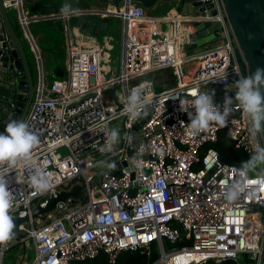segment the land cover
Returning a JSON list of instances; mask_svg holds the SVG:
<instances>
[{
  "label": "built area",
  "instance_id": "obj_1",
  "mask_svg": "<svg viewBox=\"0 0 264 264\" xmlns=\"http://www.w3.org/2000/svg\"><path fill=\"white\" fill-rule=\"evenodd\" d=\"M189 2L202 9L152 14L129 0L118 11L108 6L70 10L122 18L120 71L104 77L101 47L68 39L66 76L48 84L29 24L67 18L69 12L29 14L23 0H3L15 8L36 62L35 91L23 122L38 143L26 159L0 162V176L11 192L9 214L29 216L17 225L21 237L0 242V264L8 248L28 240L33 249L28 264H76L100 254L114 263L123 251L149 255L153 250L157 256L147 264H264V169L242 176L241 165L223 161L212 145L223 134L250 157L255 147H264V133L253 131L238 106L226 125L211 122L195 131L180 107L183 100L194 111L195 97L211 93L213 85L228 86L229 94V86L251 72L236 52L224 0ZM192 20L218 21L222 31L216 30L212 45L183 54ZM162 69L172 70L173 82L160 78L163 87L157 89L156 78L148 74ZM114 82L122 85L121 97L114 91L116 99L107 91ZM134 90L144 101L137 115L127 108ZM214 102L224 100L214 93ZM112 130L118 133L115 141ZM36 172L47 178V190L32 186ZM76 183L84 184V192L58 202L44 218L31 217L33 206H45L48 197ZM237 183L243 191L229 199Z\"/></svg>",
  "mask_w": 264,
  "mask_h": 264
},
{
  "label": "water",
  "instance_id": "obj_2",
  "mask_svg": "<svg viewBox=\"0 0 264 264\" xmlns=\"http://www.w3.org/2000/svg\"><path fill=\"white\" fill-rule=\"evenodd\" d=\"M123 1L128 2L129 0H95L103 7H113L117 11ZM131 1L138 2L146 8L153 7L159 1H172L179 5L180 12L183 13L193 11L194 14H197L202 9V7L197 6L192 8L190 0ZM23 3L29 4L33 13L39 15L55 12V10H60L65 5L74 8H84L89 5L84 3L83 0H23ZM197 3L195 2V4ZM224 5L238 49L245 58L252 74L257 67H264V0H224ZM209 6L210 4L207 5V7ZM9 10V7L4 6L3 0H0V132H4L5 126L10 120H24L34 95L36 78L31 62V52L28 49L26 40L16 27V15H10ZM92 14L88 16L87 13L83 12L73 18L76 14L69 12V15L72 16L71 23L75 24L81 31L89 32L102 40H107L109 36H116L117 60L114 76H117L121 67L120 52L123 20L119 15L113 16L109 13L106 15ZM191 23L194 30L192 32L186 30L185 34L188 40L186 45L188 51L195 50L205 42H215L218 39L216 30L217 32L222 31V26L218 21L192 20ZM220 34L222 35V33ZM170 73L172 76L173 72ZM148 75L152 76L153 73L149 72ZM116 86L117 83L114 82L112 86L107 88L114 99H116L114 94ZM140 115L141 113L138 116ZM134 127L138 128L139 124L136 122ZM84 190V184L78 183L73 184L68 190L61 189L56 195L47 198L45 206H33L31 217L40 216L44 218L48 212L55 208L58 202L65 201L69 197L75 198ZM28 219L29 216H13L15 226L12 236H22L17 225ZM21 246L24 253L26 244L22 242Z\"/></svg>",
  "mask_w": 264,
  "mask_h": 264
},
{
  "label": "clouds",
  "instance_id": "obj_3",
  "mask_svg": "<svg viewBox=\"0 0 264 264\" xmlns=\"http://www.w3.org/2000/svg\"><path fill=\"white\" fill-rule=\"evenodd\" d=\"M69 5H65L61 11L68 13ZM229 90H234V97L226 95L223 104L214 102V92H200L193 100L189 111L181 100V110L188 113L190 128L195 131L206 129L211 122L224 126L228 117L238 106L246 114L255 133H264V67H257L255 72L248 76H239ZM144 101L139 91H133L129 95L128 110L138 114ZM118 136L116 130H112L110 140L115 141ZM38 143L37 136L30 131L29 126L23 121L10 120L4 132H0V162L15 163L18 159H26L33 147ZM264 165V147L257 146L251 152L246 161L241 162V175L255 170ZM31 184L36 191H45L49 187L47 178L40 172L31 176ZM243 191L237 183L228 192L229 199H235ZM11 208V192L8 183L0 176V242H7L12 238L14 221L9 214Z\"/></svg>",
  "mask_w": 264,
  "mask_h": 264
},
{
  "label": "rangeland",
  "instance_id": "obj_4",
  "mask_svg": "<svg viewBox=\"0 0 264 264\" xmlns=\"http://www.w3.org/2000/svg\"><path fill=\"white\" fill-rule=\"evenodd\" d=\"M84 3L89 4V5H94V3L96 5H99L100 7H103V5H101L99 2H95V0H83ZM174 3L171 1H159L157 2L153 7L151 8H146V12H151L154 14H166V13H174L176 11V9L171 8V6H173ZM14 12L15 8L14 7H10L9 12ZM15 13V12H14ZM56 22L60 21V20H54ZM44 25L45 26H53L54 22H48V21H44ZM55 22V23H56ZM58 24V23H56ZM33 24L30 23L29 28L32 27ZM168 26V23L164 24V28H166ZM52 29V28H51ZM55 31V32H54ZM53 31V29L51 30V32L53 33V35H55V38H62L65 39L67 37V33H66V29L63 28L61 29V27L59 26V28H55V30ZM70 37L74 40V36L70 35ZM108 41L106 44H103V40H100V43H97L101 49H102V55H101V60H100V64L102 66V75L104 77L106 76H110V72L112 70H115L116 67V60H117V40H116V36H109L108 37ZM185 39L187 40V38L185 37ZM55 41V40H54ZM52 44H55V42H53ZM183 45V54H187L190 53V51H188L185 48L186 43L182 42ZM209 45H212L209 42H205L201 45H199L197 48L198 49H203L204 47H207ZM235 47H236V52L238 53V55L240 56V51L235 43ZM32 55V53H30ZM42 56V55H41ZM61 60L63 59L62 56L60 57ZM44 63V61H43ZM172 70L171 69H162V70H158L156 72L153 73V78H167L170 79L168 80V82H173V79L170 76V72ZM48 81L51 80V77L47 78ZM53 80L56 79L55 77L52 78ZM154 85L156 88H162L163 85L158 84L157 83V79H155L154 81ZM167 85V84H166ZM227 86H213L211 87V92H214L217 95V99H225L226 95H230L234 97V92L232 90H230L229 94L227 93ZM116 95L118 97H121L122 95V85L121 83H118L117 87H116ZM262 169H264V165L259 166ZM252 171V170H251ZM33 259V249H32V242L31 241H27L26 244V250L23 253L22 251V247L17 244L14 246H11L10 248H8L5 252L4 255V259H3V264H28L31 260ZM209 264V263H208Z\"/></svg>",
  "mask_w": 264,
  "mask_h": 264
},
{
  "label": "crops",
  "instance_id": "obj_5",
  "mask_svg": "<svg viewBox=\"0 0 264 264\" xmlns=\"http://www.w3.org/2000/svg\"><path fill=\"white\" fill-rule=\"evenodd\" d=\"M173 3H174V5L171 6V8H173V10H174V8L176 9L179 5H176L175 2H173ZM98 6L99 5H96L95 3H94V5H88V7H98ZM24 8L29 12V14H34L33 11L31 10L29 4L24 3ZM70 10L73 11L74 7H70ZM176 10H177L176 13L180 12V9H176ZM14 12L11 11V12H9V14L10 15H16V17H17L16 12L15 13ZM55 12H57L59 14L62 13L61 9L55 10ZM42 13H44V12H42ZM148 13H151V12H148ZM152 14H154V13H152ZM159 14H161V13H159ZM87 15L91 16L93 14L87 13ZM75 16H77V15H74L73 18H75ZM71 18H72V16H70V15H68L67 18H63L59 15V16L54 17V18H47V19L42 18V19H38V20L31 22V24H33V25L30 28V31H31L33 37L35 38V40L37 41V43L39 45L40 53L42 55L41 57H42V60L44 61L43 65H44V70H45V76H46V78L51 77L50 81H52L53 80L52 78H54V77L56 79L61 78L58 76H61L62 74L60 72L58 73L57 69L60 66H66L68 39H71L75 43H95V44L100 43V40L98 38H96L95 36H93L91 33L81 31L79 28L76 27L75 24L71 23V21H72ZM56 19L60 20V21L59 22L54 21ZM46 20H50L49 22H54L53 26H50V25L45 26L44 21H46ZM55 22L58 24H56ZM59 26L61 27V29H63V28L66 29L67 37L65 39H62L59 37L55 38L54 37L55 35H53V33L51 32L52 29L54 31L55 28H59ZM16 27L18 28V22L16 24ZM18 30H19V28H18ZM70 35L74 36V40L70 37ZM24 39L26 40L25 37H24ZM53 42H55V44H52ZM26 44L28 46V49L30 50V47H29L27 40H26ZM30 52H31V50H30ZM30 56H31L32 66H33L34 71L36 73V68H35L36 62H35L33 53ZM61 56L63 58L62 60L60 58ZM112 71H114V70H112ZM156 79H157V83L161 84L162 81L160 80V78H156ZM164 80H166V78ZM168 80H170V79H167V81ZM50 81H48V79H47L48 84L51 83Z\"/></svg>",
  "mask_w": 264,
  "mask_h": 264
},
{
  "label": "trees",
  "instance_id": "obj_6",
  "mask_svg": "<svg viewBox=\"0 0 264 264\" xmlns=\"http://www.w3.org/2000/svg\"><path fill=\"white\" fill-rule=\"evenodd\" d=\"M176 9H179V7H177ZM46 21L49 22L50 20H46ZM57 70H58V73L60 72L62 74L61 76H58V77L63 78L66 76V66H60ZM212 145L218 150L220 154V158L225 162H231V163L235 162L238 165H241L242 161H246L249 159V157L246 156L242 150L233 147L232 141L226 136H224L223 134H220L218 140L213 142ZM14 245H17V244H14ZM156 256H157V252L155 250L150 252L149 255H147L146 253H140L139 251H123L119 254L117 260L114 263L108 262L106 258L104 257V255L100 254L96 256L95 258L86 259V260L77 262L76 264H147V262L155 259ZM208 263L209 264H233V261L224 260L220 263H214L212 261H208L206 264Z\"/></svg>",
  "mask_w": 264,
  "mask_h": 264
}]
</instances>
